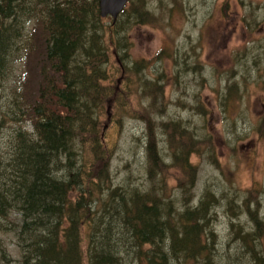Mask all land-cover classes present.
Here are the masks:
<instances>
[{
    "label": "rangeland",
    "instance_id": "rangeland-1",
    "mask_svg": "<svg viewBox=\"0 0 264 264\" xmlns=\"http://www.w3.org/2000/svg\"><path fill=\"white\" fill-rule=\"evenodd\" d=\"M126 9L141 22L106 15L100 16L101 26L87 30V52L91 46L97 55L107 54L105 62L98 58L97 67L102 75L98 90H108L93 114L98 158L88 127L81 140L73 142L80 154L77 162L94 158L91 177L97 180L96 172L99 177L105 171L98 180L103 192L119 187L115 194L123 195L139 186L157 195L164 185L162 195L177 201L174 206L180 212L206 199V231L214 242L209 264H254L243 251L247 238L242 235L253 231L255 215L264 221V0H131ZM85 53L80 51V56ZM34 54L36 59L41 55ZM25 64L16 61L0 88L1 169L10 170L5 164L13 147L8 145L18 142L13 131L21 125L22 131L32 132L31 99L42 77L39 68L32 73ZM14 78L27 94L19 100V109L7 97ZM163 131L174 133L170 138ZM27 136L25 140H38L34 132ZM151 139L161 157L154 166L147 150ZM183 145L196 149L187 159L192 182L174 165L173 152ZM60 159V165L52 162L53 169L65 167L64 157ZM4 181L3 175L1 184ZM75 194L70 192L69 199ZM17 218L10 212L0 223V258L9 260H2L4 264L20 261ZM256 243L264 245V232ZM133 259L130 251L126 261Z\"/></svg>",
    "mask_w": 264,
    "mask_h": 264
},
{
    "label": "trees",
    "instance_id": "trees-1",
    "mask_svg": "<svg viewBox=\"0 0 264 264\" xmlns=\"http://www.w3.org/2000/svg\"><path fill=\"white\" fill-rule=\"evenodd\" d=\"M130 2L127 0V5ZM127 5L119 14L120 21L129 18L140 23ZM101 20L98 0H0V88L7 83L16 61L26 62V71L32 73L34 67L39 68L42 77L30 98H35V103L29 111L38 140H25L32 132L18 126L12 134L18 142L8 145L13 147L5 164L10 170L0 168V223L8 220L10 212L18 216L19 264H191L196 260L209 264L214 242L206 231V199L200 198L196 208L180 212L174 206L177 201L162 195L164 185L157 195L133 186L117 196L119 187L108 192L100 189L98 180L104 170L99 177L96 172L97 180L91 177L99 151L93 114L98 113V101L108 90H98V75H102L97 60L105 62L107 54L97 55L91 46L87 52L85 44L88 27L94 31ZM30 24L33 31L26 29ZM80 51H86L85 55L80 56ZM34 53L41 55L36 59ZM15 82V78L11 84L9 80L7 97L19 109V100L27 94ZM97 92L100 95L95 96ZM88 127L95 139L91 144L95 155L87 163V158L78 163L80 154L77 148V152L73 150V142L81 140ZM163 132L170 138L174 133ZM147 150L153 166L159 163L153 139L148 141ZM195 152L193 145L173 152L174 165L182 176L188 173L189 154ZM61 156L65 167L53 169L52 162L62 164ZM188 176L192 182L193 174ZM72 191L76 192L73 200L69 199ZM101 192H107L104 198L98 196ZM204 193L206 198L211 195L208 188ZM244 205L248 212V205ZM253 218L254 229L242 235L247 238L242 248L254 264H264V245L256 243L263 235L264 221L256 215ZM130 251L134 259L127 262ZM2 260L9 261L4 255L0 264H4Z\"/></svg>",
    "mask_w": 264,
    "mask_h": 264
},
{
    "label": "water",
    "instance_id": "water-1",
    "mask_svg": "<svg viewBox=\"0 0 264 264\" xmlns=\"http://www.w3.org/2000/svg\"><path fill=\"white\" fill-rule=\"evenodd\" d=\"M126 3L127 0H98L99 14L101 17L110 15L115 20Z\"/></svg>",
    "mask_w": 264,
    "mask_h": 264
},
{
    "label": "bare ground",
    "instance_id": "bare-ground-1",
    "mask_svg": "<svg viewBox=\"0 0 264 264\" xmlns=\"http://www.w3.org/2000/svg\"><path fill=\"white\" fill-rule=\"evenodd\" d=\"M153 4V3H152ZM151 16V15H150ZM166 163V162H165ZM192 174V173H191ZM204 189V188H203ZM263 192V191H262Z\"/></svg>",
    "mask_w": 264,
    "mask_h": 264
}]
</instances>
